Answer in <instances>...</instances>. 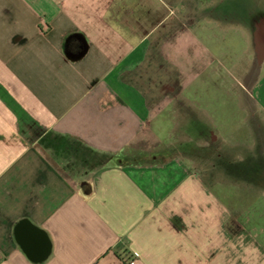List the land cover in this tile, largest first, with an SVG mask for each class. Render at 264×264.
<instances>
[{
	"label": "crops",
	"instance_id": "0c3cea01",
	"mask_svg": "<svg viewBox=\"0 0 264 264\" xmlns=\"http://www.w3.org/2000/svg\"><path fill=\"white\" fill-rule=\"evenodd\" d=\"M0 264H264V0H0Z\"/></svg>",
	"mask_w": 264,
	"mask_h": 264
},
{
	"label": "rangeland",
	"instance_id": "374dc122",
	"mask_svg": "<svg viewBox=\"0 0 264 264\" xmlns=\"http://www.w3.org/2000/svg\"><path fill=\"white\" fill-rule=\"evenodd\" d=\"M237 131H239L240 134H241V137L239 136V137L241 138V140H242V139L245 140L244 137H243V136H244V132H243V131H245V130L243 129V126H242V125H241V128H240V129H237ZM246 131H247V129H246ZM255 148H256V147H254V146L251 147L252 150H254ZM256 152H257V151H254V153H256ZM258 152H259V151H258Z\"/></svg>",
	"mask_w": 264,
	"mask_h": 264
},
{
	"label": "trees",
	"instance_id": "16d2710c",
	"mask_svg": "<svg viewBox=\"0 0 264 264\" xmlns=\"http://www.w3.org/2000/svg\"><path fill=\"white\" fill-rule=\"evenodd\" d=\"M70 45L72 46V45H73V42H72V43H70Z\"/></svg>",
	"mask_w": 264,
	"mask_h": 264
}]
</instances>
